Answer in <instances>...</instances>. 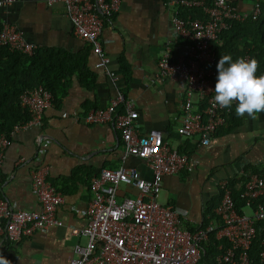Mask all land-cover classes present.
I'll list each match as a JSON object with an SVG mask.
<instances>
[{
    "label": "built area",
    "instance_id": "obj_1",
    "mask_svg": "<svg viewBox=\"0 0 264 264\" xmlns=\"http://www.w3.org/2000/svg\"><path fill=\"white\" fill-rule=\"evenodd\" d=\"M11 0H0V6ZM63 3L73 34L84 40L96 54L95 66L103 68L114 83L117 75L109 67V57L102 47L101 33L105 20L118 10L120 0H48ZM170 14V33L185 42V51L172 58L169 49L157 61L155 76L171 78L183 85L181 113L176 117L175 132L182 138L197 136L200 144L209 145L210 136L225 123L223 110L214 106L217 69L214 68L213 43L219 33L235 21L255 19L260 2L240 9L230 0H174ZM199 7L203 16L182 17L181 10ZM0 45L31 54L36 45L24 38L18 27L0 23ZM251 59L248 52L237 58ZM236 58V59H237ZM235 59V60H236ZM52 94L37 85L20 94V104L30 117L17 123L9 134L0 133V164L4 151L17 129L40 121L44 108L52 104ZM234 105V104H233ZM74 121L109 123L118 129L122 141L119 164L103 167L88 183L91 197L87 202V224L79 232L84 243L73 246L68 264H197L200 243L210 234L217 241V264H252L249 249L256 224L264 220V174L248 172L243 183L235 185L243 205L237 207L227 180H221V194L213 215L202 224L175 204L159 200L165 175L189 171L196 164L190 156L173 146L161 130L150 128L140 133L135 101L117 90L109 103L84 112H63ZM129 156L145 163L150 177L145 178L135 166L126 164ZM49 168L42 165L31 171V188L41 203L39 210L16 208L0 198V237L18 240L35 232H45L57 223L55 210L64 201L63 193L46 179ZM0 177V187L2 186ZM257 264H264V235L257 253Z\"/></svg>",
    "mask_w": 264,
    "mask_h": 264
},
{
    "label": "crops",
    "instance_id": "obj_2",
    "mask_svg": "<svg viewBox=\"0 0 264 264\" xmlns=\"http://www.w3.org/2000/svg\"><path fill=\"white\" fill-rule=\"evenodd\" d=\"M171 1L120 0L118 10L105 20L101 41L109 57L108 67L117 75L114 83L103 68L95 66L97 56L90 46L73 34L62 2L11 0L0 6V23L15 24L38 48L75 54L95 78L92 87L86 88L72 76L57 105L52 100L39 122L11 135L0 164V198L16 208L39 210L41 203L32 191L30 175L33 169L46 165V179L63 193L64 201L55 210L58 222L45 232L18 240L0 237V255L10 264H68L74 244L85 242L79 231L87 224L89 179L100 168L119 164L122 141L118 129L109 123L74 121L62 113L104 106L117 90L135 101L140 133L150 128L161 130L171 145L179 146L196 162L189 171L165 175L159 196L160 201L171 202L185 212L193 225L205 222L204 217L207 220L206 203L217 195L219 181L237 180V185L248 172L264 171V112L257 113L256 120L246 114L237 124H225L210 136L207 146L200 144L197 136L182 139L175 132L183 85L155 76L157 61L166 49L176 58L186 47L170 33V14L176 7ZM230 1L248 10L256 0ZM126 164L135 166L145 178L151 175L137 157L129 156Z\"/></svg>",
    "mask_w": 264,
    "mask_h": 264
},
{
    "label": "trees",
    "instance_id": "obj_3",
    "mask_svg": "<svg viewBox=\"0 0 264 264\" xmlns=\"http://www.w3.org/2000/svg\"><path fill=\"white\" fill-rule=\"evenodd\" d=\"M181 16L201 17L203 12L199 7H189L181 10ZM213 49L216 69L222 55H231L235 61L242 53L248 52L251 58L259 61L257 75L264 74V0L260 1V12L255 19L247 17L242 21H235L231 27L219 33L218 40L213 43ZM81 63L82 60L75 54L62 49L35 47L31 54H27L0 45V133L9 134L15 124L29 119L28 111L20 104V94L23 91L42 85L52 94L53 103L57 105L69 88L72 76H76L86 88L92 87L94 74L82 67ZM222 112L225 117L224 125L239 123V117L235 114V104ZM254 170L264 174L262 170ZM236 181L230 179L227 184L232 189L235 205L240 207L243 200L234 187ZM220 197L218 189L217 195L207 201L206 212L209 215H213V208L218 204ZM263 235L264 220L257 222L249 249L252 264L258 262L257 253L261 248ZM218 251L217 241L213 234H210L208 239L200 243L197 264H217L215 257Z\"/></svg>",
    "mask_w": 264,
    "mask_h": 264
},
{
    "label": "clouds",
    "instance_id": "obj_4",
    "mask_svg": "<svg viewBox=\"0 0 264 264\" xmlns=\"http://www.w3.org/2000/svg\"><path fill=\"white\" fill-rule=\"evenodd\" d=\"M259 61L255 58H237L222 55L217 64V82L213 105L231 108L235 104L237 117L258 119L257 113L264 112V74L257 75ZM0 264L10 261L0 255Z\"/></svg>",
    "mask_w": 264,
    "mask_h": 264
}]
</instances>
